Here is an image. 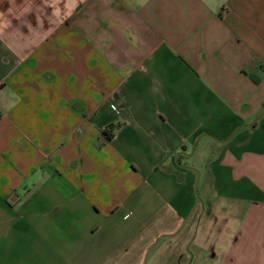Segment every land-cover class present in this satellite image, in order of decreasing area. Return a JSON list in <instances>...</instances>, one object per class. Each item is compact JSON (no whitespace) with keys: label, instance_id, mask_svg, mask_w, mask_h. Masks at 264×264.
Listing matches in <instances>:
<instances>
[{"label":"crops","instance_id":"0c3cea01","mask_svg":"<svg viewBox=\"0 0 264 264\" xmlns=\"http://www.w3.org/2000/svg\"><path fill=\"white\" fill-rule=\"evenodd\" d=\"M263 111L264 0H0V264H264Z\"/></svg>","mask_w":264,"mask_h":264},{"label":"rangeland","instance_id":"374dc122","mask_svg":"<svg viewBox=\"0 0 264 264\" xmlns=\"http://www.w3.org/2000/svg\"><path fill=\"white\" fill-rule=\"evenodd\" d=\"M205 143H212L209 138L204 139ZM201 147H197L195 153L187 161L191 168L196 167V156H198ZM197 169V168H195ZM198 170V169H197ZM200 189L197 185V197L199 198ZM198 225V224H197ZM197 225L191 228L190 224L185 225L182 231L173 238L164 239L154 249L149 258L144 261L145 264H207V259H203L196 251V243H194L196 236L200 235L197 231ZM198 233V235H197ZM175 248V249H174ZM158 254V257L156 256ZM156 256V257H155ZM143 263V264H144Z\"/></svg>","mask_w":264,"mask_h":264},{"label":"water","instance_id":"95a60500","mask_svg":"<svg viewBox=\"0 0 264 264\" xmlns=\"http://www.w3.org/2000/svg\"><path fill=\"white\" fill-rule=\"evenodd\" d=\"M264 116V111L261 113V114H259L254 120H253V122L252 123H250V124H247V125H245V127H250V126H253L255 123H257L262 117ZM237 131L238 130H236L235 132H234V134H232V136L231 137H233L234 135H235V133H237ZM221 142H224V141H221ZM195 148H196V144L193 146V148H192V151H191V153L189 154V155H193V153H194V151H195ZM180 155V154H179ZM179 157V156H178ZM177 157V158H178ZM176 163L178 164V162H177V160H176ZM180 167H183V166H181L180 164H178ZM183 168H185V167H183ZM198 180H199V173H197V181H196V183H195V193H196V195H197V184H198ZM174 235H171V236H162L151 248H150V250L148 251V254H147V257H148V255H149V253H150V251H151V249L156 245V244H158L162 239H164V238H166V237H173Z\"/></svg>","mask_w":264,"mask_h":264},{"label":"trees","instance_id":"16d2710c","mask_svg":"<svg viewBox=\"0 0 264 264\" xmlns=\"http://www.w3.org/2000/svg\"><path fill=\"white\" fill-rule=\"evenodd\" d=\"M254 79V78H253ZM120 125L119 124H111L107 126L103 131H102V136L105 138V140L109 141L113 139L115 136L117 130L119 129Z\"/></svg>","mask_w":264,"mask_h":264}]
</instances>
